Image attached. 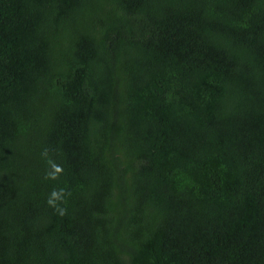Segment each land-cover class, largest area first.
<instances>
[{"label":"trees","instance_id":"16d2710c","mask_svg":"<svg viewBox=\"0 0 264 264\" xmlns=\"http://www.w3.org/2000/svg\"><path fill=\"white\" fill-rule=\"evenodd\" d=\"M0 264H264V0H0Z\"/></svg>","mask_w":264,"mask_h":264}]
</instances>
